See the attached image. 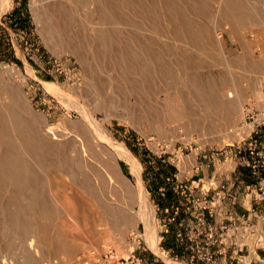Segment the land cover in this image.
I'll return each mask as SVG.
<instances>
[{"label": "bare ground", "instance_id": "obj_1", "mask_svg": "<svg viewBox=\"0 0 264 264\" xmlns=\"http://www.w3.org/2000/svg\"><path fill=\"white\" fill-rule=\"evenodd\" d=\"M40 2L37 26L45 45L56 54L70 53L83 69L88 94L71 98L72 107L82 120L77 135L95 164L81 158L75 144L49 141L46 116L29 110L22 85L0 77V264H90L97 227L150 225L140 165L127 148L110 142L96 114L108 117L110 106L119 103L133 113L131 119L149 126L163 114L169 122L185 121L193 133L232 130L243 120L244 103L262 106L264 60L225 63L259 75L235 98L228 96L238 85L227 72L215 79L201 70L216 65L213 54L224 34L232 38L264 22L242 0ZM210 17H217L210 19L213 25L206 24ZM42 84L48 93L61 94L58 85ZM256 90L261 98L247 94ZM119 160L137 180L136 214L107 201L116 193L111 180L123 183ZM149 231L145 239L154 250L158 242Z\"/></svg>", "mask_w": 264, "mask_h": 264}, {"label": "rangeland", "instance_id": "obj_2", "mask_svg": "<svg viewBox=\"0 0 264 264\" xmlns=\"http://www.w3.org/2000/svg\"><path fill=\"white\" fill-rule=\"evenodd\" d=\"M7 1L4 4L5 2L0 0L1 79L5 81L9 79L14 84L22 85L29 110L35 115H44L47 118L49 141L57 145L68 142L75 144V151L79 156L94 165L95 161L88 156L89 151L86 150L87 148L77 135V130L82 127V120L79 112L72 107V99L74 101L76 97L79 98V95L88 94L81 65L70 53L62 51L56 54L45 45L39 32L40 23H37L40 22L39 12L44 8L40 0ZM242 2L248 8L251 7V11L260 12L264 22V0H242ZM212 18L210 17L205 23L208 24L210 19L211 22L215 18L217 20V17ZM208 25L213 24L209 23ZM248 26V28L245 27L238 31L240 33L237 32L232 38L224 34L222 46H216V51L213 50V52L215 51L213 58L220 68L212 65L210 68L205 67L204 70H201L204 73L211 72L215 79L220 77L223 72H227V75L238 85L233 88L234 90L231 89L235 92H230L233 94L229 95V98H235L244 93L248 83L258 78L259 75L255 72L242 70L243 67L230 69L227 66L228 61L233 58L244 61L264 60V27ZM219 30L221 32V28ZM225 63L227 64L225 65ZM7 71L10 74L7 75ZM42 83L58 85L61 94L48 93ZM261 92L256 90L254 93L247 92V94L252 97L261 95L259 96L261 98L263 95ZM64 95L70 96L68 98H70L69 101L71 100V103L69 102L71 107L67 103L68 98ZM115 105L109 108L110 116L96 114L97 120L102 125V132L110 142L115 146L123 145L138 161L141 170L139 178L145 191L147 224L149 223L151 226H146L145 222L138 221L130 228L122 230H116L108 224L97 227L98 231L96 230L93 234L92 243L94 245L92 244L89 249L90 254H93L89 263L129 264L138 259L141 261L140 264H247L250 261L251 264H256L254 259L256 255H253V250L261 247V244H257L254 237L251 238L252 240L241 239L240 233L235 238L233 235L230 236L226 230L232 223V220H229V209L238 206V204L232 206L231 201L226 200L228 199L226 197L222 202L226 213L221 214L219 209L212 205L214 202L213 193L209 192L207 196H203L201 184L195 181L194 175L200 171L201 164L208 165L209 170L211 169L210 172L217 168L224 173V183L226 185L233 184L228 194L237 195L239 197L237 201H241L246 207H249L252 196L241 186L251 184L253 181L249 178L247 171L241 170H246V168L240 166L238 158H231L228 155L227 160L225 159V151L229 152L233 149L230 148L231 145L236 146L241 142L245 136L241 135L242 131L246 132L249 129V125H243L247 112L258 114L264 101L261 103L262 106L244 103L242 108L245 112L241 122L235 124L231 128L232 130L221 129L218 132H212V134L205 131L193 133L190 125H187L185 121L176 123L173 120V122H169L171 120L168 118L163 119L162 113L157 118L159 121L154 120L152 125L141 124L131 119L133 113L131 114L130 110L123 109L119 103ZM155 121L158 123H154ZM160 121L161 123H159ZM246 122L249 124L251 119H246ZM240 145L243 146V143L241 142ZM73 150L71 149V153L75 155ZM105 157L103 156V158ZM117 170L127 191L122 184L118 185V182L114 183L115 180L112 179L114 182L111 180V186L116 189V193L113 192L114 195L109 193L107 201L123 207L124 211L136 214L139 211L135 197L136 177L132 175L129 165L124 161H118ZM172 177L173 180L167 182L166 179ZM154 185L158 187L157 191L153 190ZM173 187L179 190L175 192L172 190ZM160 189L165 190L163 196ZM166 189L171 190L169 198H165ZM204 189H207L206 185ZM180 191H184V194L181 195ZM204 200L207 201L205 205L202 203ZM162 205L164 208H170L173 205L180 206L178 220L182 222V226H172V234L164 237V240L159 243L161 226L166 218ZM256 211L258 216L264 215L263 209ZM247 214L246 212L245 219L248 218ZM249 219L255 229L261 230L264 227V224L252 221L255 219L254 217H249ZM237 225L240 226L239 223ZM147 227H152L153 231ZM147 230L153 232V236L158 242L154 250L150 249L146 242ZM173 233H181L182 240L177 241ZM132 235H138V238L133 240ZM170 242L173 246L177 245V250L172 249L167 254V243ZM242 244L248 245V250L252 252L250 255L247 247ZM126 246L128 247L126 248ZM132 249L134 252L130 255ZM256 254L264 260L261 250H257Z\"/></svg>", "mask_w": 264, "mask_h": 264}, {"label": "built area", "instance_id": "obj_3", "mask_svg": "<svg viewBox=\"0 0 264 264\" xmlns=\"http://www.w3.org/2000/svg\"><path fill=\"white\" fill-rule=\"evenodd\" d=\"M246 119H251V122L249 124L246 122ZM243 125H249L250 128L248 131H242L241 135H245L241 142L243 143V146L238 143L236 146L231 145V149L229 152L225 151V159L227 160L228 155L232 158H238L240 161V166L243 168H246L247 174L249 178L252 179L253 183L251 184H245L241 187L244 191L250 193H254V196H252V200L249 202V207H246L241 201H237L239 198L237 195H229L230 189L233 187V184H225L224 181H214L209 180L206 182L207 189H204V185H201V192L203 196H207L209 192L213 193V203L212 205L216 208L222 207V202L228 197V201H231V205H240L247 213L252 214L253 217H259L257 209H262L260 206L264 208V105L262 106L261 110L258 114H254L251 111H248L245 116V121ZM239 131L237 132V134ZM234 153H233V152ZM233 153V154H232ZM176 178V176H174ZM167 182H170L173 180L172 178H167ZM198 185V184H197ZM172 190L177 192L179 189L176 187H173ZM164 189H160L161 195L163 196ZM181 195L184 194V191L179 192ZM230 198V199H229ZM204 205L207 203L206 200L202 202ZM180 206L179 205H173L170 208H166L164 210L166 214V218L164 220V224L161 226V236L158 238L159 243L164 240V237H167L172 234L171 227L176 225L181 227L182 222L178 220V215L180 213ZM222 214V212H220ZM226 213V212H224ZM264 215L262 216L263 220ZM229 220H232V223L229 225L227 232L229 235H233L236 238V235L239 233L241 234V239L243 240H249L254 237V240L257 244H261V247H257L253 251V255H256V264H264V260L260 258V255L256 254L257 250H261V252L264 254V227H262L261 230L255 229L254 224L249 219V216L247 219H245V216L236 217L231 212H229ZM242 221L238 226L237 222ZM264 221V220H263ZM225 228V227H223ZM133 240L138 238V235H132ZM177 241L182 240L181 239V233H175L173 235ZM252 240V239H251ZM242 246L247 247L248 254L250 255L252 252H250L248 249V245L242 244ZM134 252V249L130 252V255H132ZM171 252V250H167L166 253L168 254ZM141 261L136 259L135 261H131L129 264H140ZM252 262H248L247 264H251Z\"/></svg>", "mask_w": 264, "mask_h": 264}, {"label": "crops", "instance_id": "obj_4", "mask_svg": "<svg viewBox=\"0 0 264 264\" xmlns=\"http://www.w3.org/2000/svg\"><path fill=\"white\" fill-rule=\"evenodd\" d=\"M211 170V169H210ZM209 170L208 165L204 166L203 164H201L200 166V171H197L194 175V179L195 181H197L199 184L204 185L206 184L207 181L209 180H214L217 182L220 181H224V173L221 172L220 170H218L217 168L213 169L211 172ZM242 171H247L245 169H241ZM230 175V174H229ZM251 196H254V193L251 194ZM263 210L264 208L262 206H260ZM219 212H225V207H221L218 208ZM229 212H231L234 216L236 217H240V216H245L246 211L240 206H235V207H231L229 209ZM250 218H253L252 214H247ZM255 218V217H254ZM264 220V217H263ZM262 220V217H256L255 219H253L252 221L260 223L261 225L264 224V221ZM242 223V221H239V224ZM238 224V223H237ZM168 246V250H172V249H176L177 250V246H173V244L170 242L169 244L167 243Z\"/></svg>", "mask_w": 264, "mask_h": 264}, {"label": "trees", "instance_id": "obj_5", "mask_svg": "<svg viewBox=\"0 0 264 264\" xmlns=\"http://www.w3.org/2000/svg\"><path fill=\"white\" fill-rule=\"evenodd\" d=\"M157 189H158V187H156L155 185H154V191H157ZM169 191V192H168ZM170 194H171V190H168V189H166V196H165V198H169V196H170ZM161 200H164V201H166L167 199H161ZM162 207L164 208V206L162 205ZM167 207H165L164 209H166ZM174 234V233H173ZM175 238V237H174ZM177 246V245H176Z\"/></svg>", "mask_w": 264, "mask_h": 264}]
</instances>
